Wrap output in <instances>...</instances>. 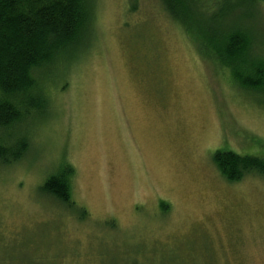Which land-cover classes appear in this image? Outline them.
<instances>
[{
    "label": "rangeland",
    "instance_id": "374dc122",
    "mask_svg": "<svg viewBox=\"0 0 264 264\" xmlns=\"http://www.w3.org/2000/svg\"><path fill=\"white\" fill-rule=\"evenodd\" d=\"M254 29L264 54V0ZM161 0H94L86 44L37 73L49 98L0 162V264H264V96L240 87ZM263 47V48H262ZM70 164L71 204L42 188Z\"/></svg>",
    "mask_w": 264,
    "mask_h": 264
},
{
    "label": "trees",
    "instance_id": "16d2710c",
    "mask_svg": "<svg viewBox=\"0 0 264 264\" xmlns=\"http://www.w3.org/2000/svg\"><path fill=\"white\" fill-rule=\"evenodd\" d=\"M94 0H0V162L12 163L30 141L17 129L28 116L47 110L49 98L37 73L86 44ZM199 46L233 80L264 96V54L254 29L261 0H161ZM263 48V47H262ZM213 159L229 180L264 175V156L219 148ZM68 164L50 175L43 190L71 204Z\"/></svg>",
    "mask_w": 264,
    "mask_h": 264
}]
</instances>
